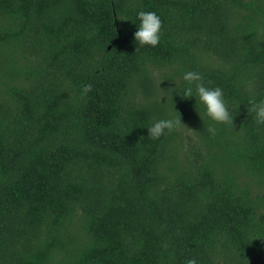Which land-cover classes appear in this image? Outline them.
Returning a JSON list of instances; mask_svg holds the SVG:
<instances>
[{
	"label": "trees",
	"instance_id": "16d2710c",
	"mask_svg": "<svg viewBox=\"0 0 264 264\" xmlns=\"http://www.w3.org/2000/svg\"><path fill=\"white\" fill-rule=\"evenodd\" d=\"M138 10L161 19L155 47ZM190 70L232 125L179 94ZM252 97L264 0H0V264H264Z\"/></svg>",
	"mask_w": 264,
	"mask_h": 264
},
{
	"label": "clouds",
	"instance_id": "9594fccd",
	"mask_svg": "<svg viewBox=\"0 0 264 264\" xmlns=\"http://www.w3.org/2000/svg\"><path fill=\"white\" fill-rule=\"evenodd\" d=\"M136 18L139 21L138 25L135 23L136 29L133 32V40L136 45L157 46L161 39L162 22L159 15L154 11L138 10ZM181 80L184 82V87L182 93L178 91L179 94L184 98L194 97L195 104L202 106L203 114L210 121L228 126L233 124L234 116L220 86H209L204 83L202 75L198 71H184L181 74ZM247 105V111L254 114V118L258 122H264V97L249 98ZM197 112L199 114L198 109ZM180 122L172 116L154 120L147 126L148 135L159 137L166 130H174ZM207 130L209 133L215 134L216 128L210 124ZM186 264H197V261L194 258H189Z\"/></svg>",
	"mask_w": 264,
	"mask_h": 264
},
{
	"label": "rangeland",
	"instance_id": "374dc122",
	"mask_svg": "<svg viewBox=\"0 0 264 264\" xmlns=\"http://www.w3.org/2000/svg\"><path fill=\"white\" fill-rule=\"evenodd\" d=\"M54 264H60V263L56 262V263H54Z\"/></svg>",
	"mask_w": 264,
	"mask_h": 264
}]
</instances>
